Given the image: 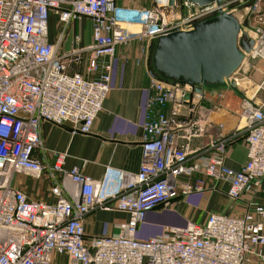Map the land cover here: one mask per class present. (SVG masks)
<instances>
[{"label": "built area", "instance_id": "obj_1", "mask_svg": "<svg viewBox=\"0 0 264 264\" xmlns=\"http://www.w3.org/2000/svg\"><path fill=\"white\" fill-rule=\"evenodd\" d=\"M51 11L64 23L83 16L92 19L89 70L101 67L99 75L89 78L67 71L48 39ZM220 12L239 20V38L247 33L254 40L251 50L244 51L241 67L251 60L264 61V0H213L204 5L154 0L153 7L138 9H121L116 0H0V264H59L54 254L66 255L64 264H246L255 246L264 245L261 206L239 215L211 213L202 224L166 225L158 235L138 236L148 212L175 196L181 177L201 175L194 184H183L187 192L203 191V176L225 182L233 199L264 177V102L242 108L245 125L238 132L245 133L248 160L241 168L225 163L224 139L211 141L207 154L190 161L192 140L204 128L198 116L202 91L189 83L151 76L138 171L108 167L101 179H94L77 166L64 169L65 154L59 153L53 175L61 173L78 186L74 198L66 196L62 183L52 188L55 202L30 199L13 184L15 174L40 178L43 173L33 155L41 146L42 122L70 123L74 132L91 133L111 89L119 46L144 42L140 51L150 60V44L159 36L190 30L194 22ZM234 74L227 84H238ZM257 91L264 93V69ZM169 104L171 113L164 110ZM183 107L188 115L180 121L177 115ZM97 210H116L129 218L116 225L118 232L87 241L85 218Z\"/></svg>", "mask_w": 264, "mask_h": 264}, {"label": "crops", "instance_id": "obj_2", "mask_svg": "<svg viewBox=\"0 0 264 264\" xmlns=\"http://www.w3.org/2000/svg\"><path fill=\"white\" fill-rule=\"evenodd\" d=\"M116 5L121 9L151 8L154 0H116ZM48 39L55 45L68 72L80 71L89 78L100 74L101 67L97 71L89 70L93 45V22L90 17L83 16L64 23L59 14L51 11ZM143 45L144 42L134 40L127 47H118L113 61L111 89L91 133L74 132L70 123L59 126L42 122L41 146L33 153L43 166L41 177L29 173L13 176V184L30 199L55 202L57 197L52 188L58 183L64 185L68 198L76 195V184L64 178L61 173L55 172L53 175V166L59 153L65 154L64 169L77 166L82 174L94 179H101L108 167L133 172L139 170L143 158L142 125L153 72L151 59H146L140 51ZM104 59L108 60V57ZM263 69V60H251L250 65L245 63L234 74L238 79L237 85L225 83L203 86L202 98L198 102V116L204 132L192 140L194 151L190 161L207 154L211 141L224 139L225 163L234 169L246 163L248 149L245 133L238 132L245 125L241 111L248 103L257 106L263 104L264 93L257 91ZM172 107L169 104L164 110L171 113ZM187 115L188 110L183 107L177 119L185 120ZM199 176L181 177V187L175 196L167 204L148 212L145 220L139 224L140 238L158 235L166 225L183 226L188 221L205 223L211 213L239 215L254 209V206L264 208V177L249 192L233 199L227 194L228 185L225 182L209 176H203V191H184L183 184H194ZM128 218V214L116 210L94 211L85 218V239L90 241L94 236L116 233V225ZM263 256L264 245L255 246L248 254L246 264H264ZM67 260L66 255L54 254V261L59 264Z\"/></svg>", "mask_w": 264, "mask_h": 264}, {"label": "water", "instance_id": "obj_3", "mask_svg": "<svg viewBox=\"0 0 264 264\" xmlns=\"http://www.w3.org/2000/svg\"><path fill=\"white\" fill-rule=\"evenodd\" d=\"M200 5L213 0H190ZM170 5L175 0H169ZM250 26V15L245 21ZM241 25L232 13L193 23L190 30L175 29L152 42V75L195 85L201 92L205 84H225L241 67L245 54L254 40L244 33L239 38ZM231 85H237L231 81ZM187 94L185 98H190Z\"/></svg>", "mask_w": 264, "mask_h": 264}, {"label": "rangeland", "instance_id": "obj_4", "mask_svg": "<svg viewBox=\"0 0 264 264\" xmlns=\"http://www.w3.org/2000/svg\"><path fill=\"white\" fill-rule=\"evenodd\" d=\"M226 86V85H225ZM228 86V85H227ZM222 93H220V95H221ZM164 204H162L161 206H163Z\"/></svg>", "mask_w": 264, "mask_h": 264}]
</instances>
